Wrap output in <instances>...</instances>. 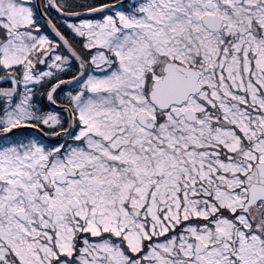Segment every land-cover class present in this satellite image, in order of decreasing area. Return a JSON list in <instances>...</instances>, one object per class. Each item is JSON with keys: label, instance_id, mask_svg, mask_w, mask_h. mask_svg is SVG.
<instances>
[{"label": "snow or ice", "instance_id": "obj_1", "mask_svg": "<svg viewBox=\"0 0 264 264\" xmlns=\"http://www.w3.org/2000/svg\"><path fill=\"white\" fill-rule=\"evenodd\" d=\"M0 264H264V0H0Z\"/></svg>", "mask_w": 264, "mask_h": 264}]
</instances>
